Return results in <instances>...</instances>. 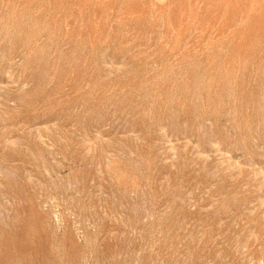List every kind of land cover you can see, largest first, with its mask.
<instances>
[{
    "label": "rangeland",
    "instance_id": "1",
    "mask_svg": "<svg viewBox=\"0 0 264 264\" xmlns=\"http://www.w3.org/2000/svg\"><path fill=\"white\" fill-rule=\"evenodd\" d=\"M0 264H264V0H0Z\"/></svg>",
    "mask_w": 264,
    "mask_h": 264
}]
</instances>
